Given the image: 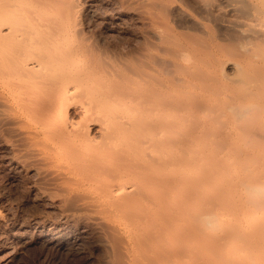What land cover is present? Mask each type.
Returning a JSON list of instances; mask_svg holds the SVG:
<instances>
[{
    "label": "bare ground",
    "instance_id": "6f19581e",
    "mask_svg": "<svg viewBox=\"0 0 264 264\" xmlns=\"http://www.w3.org/2000/svg\"><path fill=\"white\" fill-rule=\"evenodd\" d=\"M189 1L204 13L232 17L224 27L255 47L240 58L202 50L168 25L203 26L187 0H0L6 163L13 178L23 173L34 180L38 196L62 192L56 207L63 225L93 234L104 258L98 264L178 262L184 248L173 240L191 235L212 258H223L216 264H264V147L246 150L261 165L220 163L217 144L206 138L214 127L203 130L198 93L202 80L212 85L219 67L244 78V64L257 58L264 79V0ZM106 5L117 21L129 17L141 26L126 52L104 31L85 37L89 19L103 18ZM219 176L224 195L241 202L240 221L217 210Z\"/></svg>",
    "mask_w": 264,
    "mask_h": 264
},
{
    "label": "rangeland",
    "instance_id": "374dc122",
    "mask_svg": "<svg viewBox=\"0 0 264 264\" xmlns=\"http://www.w3.org/2000/svg\"><path fill=\"white\" fill-rule=\"evenodd\" d=\"M9 1L10 3H14L16 0ZM187 2L190 6V12L203 22V26L198 27L191 24L179 26V23L176 24L171 20H169L168 25L174 27L173 29L175 30L177 29L180 30V32H184L190 37L188 39L184 34L186 39L195 40V42L192 40L191 42L201 44L202 50L208 47L209 50H212L221 57L240 58V53H242L244 49L255 47L254 42L236 39L231 32L224 27V24L227 23L229 19H231L230 21L234 20L232 17L220 13H213L212 15L209 13V15L195 7L191 1L187 0ZM233 4L239 5L240 3L234 1ZM106 6L108 8H104L103 12L105 11V15L109 14L110 16L108 15L106 18L104 13H102L103 15L100 14L103 18L105 17V21H103L104 19L102 17H91L85 27V37L88 38L94 36L96 34L95 32L99 33L100 31H104L106 33L104 34L107 35L106 38L111 41L112 45L114 44L113 46H118L117 48H120L117 50L121 51L123 47V50L125 49L124 52H126V50L136 44L135 41L137 37L135 36L141 26L137 21L129 17L126 18V20L122 19L123 21H117L112 7L109 5ZM121 26H123V28H121L122 31L119 30ZM106 27L111 29L109 30ZM135 31L136 33H134ZM110 55L112 54L107 55L108 58L106 57L108 60L111 58ZM262 65L263 63L260 58L248 61L244 64V69L247 74L244 78L229 74V70L221 66L213 73V80L215 82L212 81V85L207 86V79L201 81L203 88L201 85L200 88H198L202 104L201 116L203 117L201 118H203L204 121L202 124H207V126H203V130H208V126H210V128L214 127L215 131L209 132L206 138L217 144L215 147H217L220 163L225 159L226 162L233 161L237 164L242 163V165L244 163L245 165L250 163L251 166L262 164L260 160L254 161L252 154H249L260 145L264 147V87L255 91V83L263 79L260 78V75L258 76L256 72ZM246 150L250 152L247 153ZM6 153L7 151L0 144V188H2L0 189V218L2 219L0 224V246H2L0 251V264H4V261L13 254L16 256L14 257L15 259L12 260L13 264H98L100 260L103 262V254L100 252L99 248H97V244L94 245L95 240L93 239L92 233L91 236L93 238L90 236V231L79 228H72V230L70 227L69 229L71 230H69L65 228L67 225H63L61 207H56L62 205V203H59L62 200V192L58 191V193H61L58 194L56 193L57 190L56 192L55 190H51V192L48 190V192H50L48 193L50 197L46 190L45 194H47L48 198L46 199V197L42 195H39V197L38 193L34 190L33 179L23 173L22 175L24 176L19 175L14 178L11 176L12 174L9 170L11 167L6 163ZM260 174L261 178L259 183L264 185V167L261 168ZM30 180L33 181L29 182ZM223 181L224 180L219 176L220 188L218 189L217 210L219 209V213L223 212V217L227 219V221H240L239 218L242 217L244 209L240 200L224 195L222 192ZM235 182L238 184L241 182V177L239 175L234 177V183ZM43 197L45 199H43ZM53 201L55 203L58 202L55 204ZM224 210L227 212L224 213ZM59 217L60 219H58ZM36 219L43 220L38 223ZM46 220L49 223H47ZM42 221H46V224ZM59 222L63 226L61 230L59 227L61 224ZM56 224L57 226L54 227ZM187 224L190 225L189 223ZM54 228L59 230L60 233L58 232V234L61 235L60 237L65 236V238H56L57 231H54ZM62 229H67V233L70 235L67 236L64 231L65 235L63 236ZM75 229H77V231ZM30 230H32V232ZM36 234L39 235V240ZM18 238L19 240H17ZM19 241L25 249L20 246ZM198 241L199 240L192 235L191 237L174 239L173 244L176 245L181 243L179 246H183L184 253L182 260L172 262L171 264H207L208 262L216 264L223 260L221 256L217 255L212 258L213 256H210L207 251L204 252V248L200 249L199 245L201 246L202 244ZM24 242L26 247L23 245ZM4 254H7L5 255L6 258L2 257Z\"/></svg>",
    "mask_w": 264,
    "mask_h": 264
}]
</instances>
